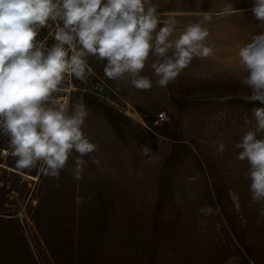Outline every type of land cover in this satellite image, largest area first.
Segmentation results:
<instances>
[{
	"label": "rangeland",
	"instance_id": "obj_1",
	"mask_svg": "<svg viewBox=\"0 0 264 264\" xmlns=\"http://www.w3.org/2000/svg\"><path fill=\"white\" fill-rule=\"evenodd\" d=\"M152 4L165 6L156 8L161 25L176 20L174 35L201 22L213 54L194 58L166 88L150 54L141 73L153 81L149 90L127 76L107 79L104 62L88 57L91 75L68 87L71 102L88 107L84 133L97 149L83 157L78 180L76 152L59 177L5 156L0 264H264V201L251 200L248 163L233 147L261 106L236 55L259 32L253 0ZM158 112L164 121L155 122ZM204 206L214 213L202 215Z\"/></svg>",
	"mask_w": 264,
	"mask_h": 264
},
{
	"label": "clouds",
	"instance_id": "obj_2",
	"mask_svg": "<svg viewBox=\"0 0 264 264\" xmlns=\"http://www.w3.org/2000/svg\"><path fill=\"white\" fill-rule=\"evenodd\" d=\"M251 12L261 23L251 40L239 45L236 55L245 73L242 83L251 89L254 126L238 142L236 158L247 161L253 202L264 201V0H253ZM204 20H211L206 14ZM55 41L50 47L36 37L42 28ZM176 20L161 25L152 0H0V136L18 169L59 177L71 153L74 179H80L85 161L97 145L84 133L89 115L86 103L71 102L73 78L84 81L92 69L88 57L104 62V76H127L138 90L153 81L141 75L150 54L156 83L166 88L194 58H207L208 28L190 23L178 35ZM226 145L215 144L217 154ZM143 152L147 154L148 148ZM204 216L211 206L199 209ZM261 214H264L262 212Z\"/></svg>",
	"mask_w": 264,
	"mask_h": 264
},
{
	"label": "built area",
	"instance_id": "obj_3",
	"mask_svg": "<svg viewBox=\"0 0 264 264\" xmlns=\"http://www.w3.org/2000/svg\"><path fill=\"white\" fill-rule=\"evenodd\" d=\"M53 30H54L53 27L42 28L39 31V34L36 37V40L45 41L47 46L50 47L52 44L55 43V41L49 35V33L51 31H53ZM70 84H71V82H70ZM70 84H68L67 86H69ZM165 119H166L165 112H158L155 115V122H161V121H164ZM7 149H8V138L0 136V170L1 169H9V167H7L5 165V162H4L5 161V156L10 154Z\"/></svg>",
	"mask_w": 264,
	"mask_h": 264
},
{
	"label": "crops",
	"instance_id": "obj_4",
	"mask_svg": "<svg viewBox=\"0 0 264 264\" xmlns=\"http://www.w3.org/2000/svg\"><path fill=\"white\" fill-rule=\"evenodd\" d=\"M157 9H165V6H155ZM174 9H176V8H174ZM179 9V8H178Z\"/></svg>",
	"mask_w": 264,
	"mask_h": 264
}]
</instances>
